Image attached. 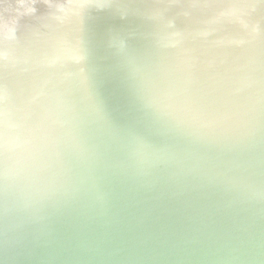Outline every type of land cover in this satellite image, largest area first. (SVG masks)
<instances>
[{"label": "water", "instance_id": "95a60500", "mask_svg": "<svg viewBox=\"0 0 264 264\" xmlns=\"http://www.w3.org/2000/svg\"><path fill=\"white\" fill-rule=\"evenodd\" d=\"M0 264H264V0H0Z\"/></svg>", "mask_w": 264, "mask_h": 264}]
</instances>
